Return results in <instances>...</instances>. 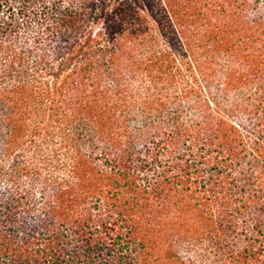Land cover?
Masks as SVG:
<instances>
[{
	"label": "trees",
	"instance_id": "trees-1",
	"mask_svg": "<svg viewBox=\"0 0 264 264\" xmlns=\"http://www.w3.org/2000/svg\"><path fill=\"white\" fill-rule=\"evenodd\" d=\"M104 1L0 0V264H112L116 244L154 264L168 226L214 244L264 213V0H177L165 23L155 0Z\"/></svg>",
	"mask_w": 264,
	"mask_h": 264
},
{
	"label": "rangeland",
	"instance_id": "rangeland-1",
	"mask_svg": "<svg viewBox=\"0 0 264 264\" xmlns=\"http://www.w3.org/2000/svg\"><path fill=\"white\" fill-rule=\"evenodd\" d=\"M75 3L80 4L83 0H72ZM124 0H105L103 3V10H112V12H115L116 14H128V9H124L121 11L120 7L123 6ZM155 0V4L160 5V3L163 5L164 9H166L167 17H163V23L166 21H170L171 13H177V4L180 2H177V0H160V2H157ZM102 6V5H101ZM168 7V8H167ZM261 14L264 15V1L260 3V10ZM114 18V17H112ZM104 18L100 21L94 24V29H98L100 26H103ZM117 23L113 22V27H116ZM257 118V115H249L247 114L243 115L241 114L240 120L244 124L245 127L249 128V125H255L256 121L254 120ZM250 130V128L248 129ZM253 135H246L247 140L251 139L253 143H257L254 146L257 147V151H259V154L262 158L257 157V160H264V149L260 146L264 145V138L259 133V129L255 131ZM264 135V133H263ZM262 151V152H261ZM252 153L250 150L247 152V154ZM258 164V163H257ZM260 165V164H259ZM107 181H102V183L98 182L99 186L102 187V189L105 191L106 194L108 192H112V194L115 193V190L112 186H106ZM252 181H247L244 183L245 190H254V194H256L257 191H260V187L258 188L256 184ZM105 185V186H103ZM254 185V186H253ZM195 189V187H192ZM252 188V189H249ZM256 191V192H255ZM117 192H120L121 194L117 196L114 200H111V203H115L118 207H124L125 209L128 208L126 203L132 199V194L129 193V191L125 189H121ZM116 192V193H117ZM142 196V195H141ZM143 199H145L144 195L142 196ZM146 200V199H145ZM208 209V207H205ZM254 209V208H253ZM253 209H247V211H242L241 215H238L236 217H232V221L229 219L223 224L222 228L224 229V235L222 236L221 242H216L209 244V242L205 243L202 241H192L190 243H184L179 242L177 243V231L174 232V230L169 229L172 226H168L166 229H163V235L165 236V240L167 241V245H163L164 250L166 249V246H170V242L172 241L173 244H176L175 248L171 251L170 254H172L171 258L166 259V253L165 251L162 253V255L158 256L159 261L156 262L157 256L154 255L156 250L149 251L148 256L146 257L147 262H153L154 264H180L177 262V256L178 260H184L183 264H194V258H198L199 263L196 264H264V213L262 211H252ZM174 211V209H173ZM159 213V212H158ZM164 214V213H159ZM199 215V219L201 220H209L211 217L210 215H201L200 213H197L196 216ZM201 215V216H200ZM163 217V215H162ZM177 217V215H176ZM156 218V217H155ZM163 219V218H162ZM198 219V222L200 221ZM212 219V218H211ZM147 220V219H146ZM177 221V218H175L174 224ZM168 223V222H167ZM145 229L148 231V226L145 224ZM148 227V228H147ZM174 227V226H173ZM149 232V231H148ZM147 232V233H148ZM151 234H153L152 231H150ZM145 235V234H143ZM154 237V235L150 236ZM112 244V241H111ZM208 244V245H207ZM112 249H115L112 253L109 261L112 264H128L127 260H125V256L127 254L121 251L120 245H113ZM120 250V251H119ZM108 252V251H105ZM106 254V253H105ZM197 260V259H196ZM129 261V260H128ZM127 262V263H126ZM156 262V263H155ZM160 262V263H159Z\"/></svg>",
	"mask_w": 264,
	"mask_h": 264
}]
</instances>
